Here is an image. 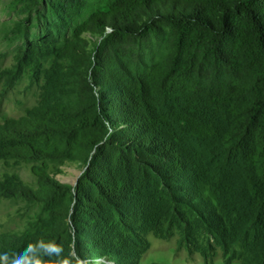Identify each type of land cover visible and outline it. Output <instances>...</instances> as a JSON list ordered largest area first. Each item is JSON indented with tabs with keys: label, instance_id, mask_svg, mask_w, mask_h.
Here are the masks:
<instances>
[{
	"label": "trees",
	"instance_id": "16d2710c",
	"mask_svg": "<svg viewBox=\"0 0 264 264\" xmlns=\"http://www.w3.org/2000/svg\"><path fill=\"white\" fill-rule=\"evenodd\" d=\"M52 52L16 57L54 59L38 106L0 125V160L38 164L37 188L7 175L0 197L45 215L0 235V264H129L175 231L206 261L264 264V0H108ZM48 162L85 171L72 187Z\"/></svg>",
	"mask_w": 264,
	"mask_h": 264
},
{
	"label": "rangeland",
	"instance_id": "374dc122",
	"mask_svg": "<svg viewBox=\"0 0 264 264\" xmlns=\"http://www.w3.org/2000/svg\"><path fill=\"white\" fill-rule=\"evenodd\" d=\"M108 0H84L79 9L72 13L64 0H0V125L12 119L26 116L28 111L38 106L45 85V75L53 64V56L43 58L41 67L32 71L19 64L17 55L31 43L40 42L43 51L52 54L74 30L89 16L103 9ZM89 37V36H88ZM99 38H91L92 47ZM72 94V92H71ZM70 94V95H71ZM33 165L10 160H0V180L7 175H18L29 187L37 188V178L32 173ZM48 172L63 184L75 187L85 171L79 164L48 162ZM43 204L30 202L22 197H0V235L23 232L28 223L44 216ZM199 241L205 245L213 240L204 231L199 232ZM149 249L137 256L135 252L128 258L129 264H256L241 256L237 247L235 254L228 256L223 248L215 245L206 261L198 251L180 247V234L174 232L166 239L154 233L145 235ZM248 249V247H247ZM245 252L244 248H241ZM80 264H125L118 256L100 254L94 262L77 259Z\"/></svg>",
	"mask_w": 264,
	"mask_h": 264
}]
</instances>
